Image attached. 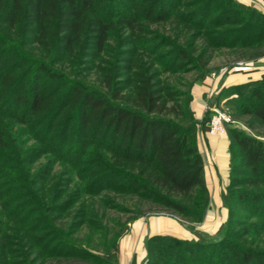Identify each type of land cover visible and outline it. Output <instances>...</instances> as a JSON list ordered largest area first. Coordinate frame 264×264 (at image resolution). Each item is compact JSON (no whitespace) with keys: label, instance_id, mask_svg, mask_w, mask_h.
Instances as JSON below:
<instances>
[{"label":"trees","instance_id":"16d2710c","mask_svg":"<svg viewBox=\"0 0 264 264\" xmlns=\"http://www.w3.org/2000/svg\"><path fill=\"white\" fill-rule=\"evenodd\" d=\"M132 1V17L117 21L135 31L145 3ZM146 1L149 3L146 16L156 15L155 18L161 19L162 13L159 12L163 7L155 6L152 0ZM214 2L211 0L210 5ZM227 2L247 17L243 20L228 9L216 16L214 21L218 26L225 21L239 25L229 36L228 45L245 47L264 42V11L239 0ZM99 3V0H0V173H3L0 185L9 189L15 183H23L22 188L29 191L35 205L38 204L27 166V148L19 139L25 131L31 134L30 128L37 129L35 135L38 137L44 134L46 140L59 138L57 145L63 159L70 147L67 146L72 137L70 124L76 121L75 126L82 127L83 133L81 139H73L79 143L77 149L81 148V152L71 163L82 178L89 179L90 193L102 190L103 184L114 183L113 179H105L110 176L107 170L103 173L94 171L96 167L113 165L119 169L118 175L126 176L123 192L184 215L190 212L192 204L203 217L211 193L199 148L198 130L202 127L208 131L212 109H206L203 119L197 118L191 105L192 89L186 98H182L183 94L157 80L155 73L142 69L140 65L130 73L126 85L110 68L112 75L105 79L103 90L72 83L61 94L58 91L64 84L60 80L62 74L44 62L27 66L24 72L16 74L20 63H14L11 56L17 50L16 35L20 27L35 33L34 42L49 43L54 39L50 32H55L62 34L61 39L70 46L89 20L100 48H104L116 21L107 22L103 18ZM86 14L89 19L85 18ZM202 51L200 59L206 68L214 52ZM33 70L39 75L42 73L46 79L40 82L38 77L36 84L26 93L27 77ZM48 77L54 78L58 84L54 85V81L50 85L46 83ZM222 87L209 99L210 106L216 105L227 90H236L240 93L241 112L254 115L264 123V72L258 77ZM69 94L73 95L68 100ZM227 135L229 182L221 198L228 215L216 231L219 236L209 237L199 231L193 237L152 234L145 241V264H264V246L242 245L231 241L228 233L222 234L234 222L232 207L236 202L248 208L251 215L264 217V137L240 130L231 123L227 124ZM88 143L100 144L107 154L101 158L82 159L81 155H92L94 151ZM90 164L94 168L83 173L81 165L87 167ZM40 207L44 208V205ZM249 232L250 229H244V234ZM55 234L67 238L62 231ZM60 244L64 250L70 247L73 251L61 254L63 251L56 250L55 256L79 255L80 245L67 239ZM104 249L96 257L108 264H119L118 243L114 244V249Z\"/></svg>","mask_w":264,"mask_h":264},{"label":"rangeland","instance_id":"374dc122","mask_svg":"<svg viewBox=\"0 0 264 264\" xmlns=\"http://www.w3.org/2000/svg\"><path fill=\"white\" fill-rule=\"evenodd\" d=\"M99 1V12L103 18L107 22L116 21L104 48H100L89 20L78 33L79 38L70 46L61 39L62 34L55 32H50L54 39L49 43L34 42L35 33L31 29L20 27L16 35L17 50L11 56L14 63H20L16 74L24 72L27 66L44 62L62 74L60 80L64 84L58 91L61 94L72 83L103 90L105 79L112 75L109 73L110 68L114 69L118 80L126 85L125 81L130 73L140 65L142 69L147 68V71L155 73L157 80L183 94L182 98H186L195 85L206 84L209 77H212V82L217 80L218 84L224 82L228 86L250 77H258L264 72V42L231 47L228 45L231 39L229 36L239 25L225 21L218 26L214 21L219 12L226 9L238 14L243 20L247 19L239 8L227 0H215L211 5V0H152L155 6L163 7V11L159 12L162 13L161 19L155 18L156 15L147 17L146 6L149 3L146 0H136L145 5L144 12L137 18L135 31L117 21L132 17V0ZM239 1L264 11V0ZM85 18L89 19L88 14ZM203 49L214 52V57L206 68L200 59ZM181 53L184 54L183 57ZM38 77L40 82L46 79L42 73L39 75L34 70L30 73L26 93L30 92ZM53 81L54 85L58 84L54 78L49 77L46 83L50 85ZM219 89L207 96L208 104ZM223 94L212 107L227 113L232 118L231 124L236 128L264 137V123L254 115L241 112L238 103L240 93L227 90ZM72 95H67L68 100ZM215 113L212 110L211 117ZM75 123L76 121L70 124L72 137L63 159L57 145L59 138L46 140L44 134L38 137L35 135L37 129L34 131V128H30L29 132L32 133L25 131V135L19 139L25 142L23 144L27 148V166L38 204L35 205L29 191L22 188L23 183H15L9 189L0 185V264H108L96 255H101L104 248L114 249L116 242L119 245V262L122 248L132 246L134 249L145 250V264V241L150 235L147 234L142 240L141 234L154 219L169 218L177 221L186 230L185 237H193L197 231L206 233L209 237L219 236L216 231L228 215L221 194L229 182V164L228 174L218 165L205 168L211 200L203 217L192 204L190 212L184 215L143 200L138 195L123 192L126 176L118 175L120 171L113 165H106L107 168L96 167L94 171H108L107 175L110 176L105 179H113L114 183L108 186L103 184L102 190L90 193L89 179L82 178L71 163L81 152V148L77 149L79 143L74 139H81L83 133L82 127H76ZM223 134H227V130ZM223 134L210 135L219 137ZM88 144L93 147L95 155L86 153L81 155L82 159L101 158L103 154H107L100 144ZM81 166L83 173L94 168L93 164ZM2 174L0 173V178ZM41 204L44 208L40 207ZM232 208L234 222L222 234L228 233L230 240L235 243L263 247L264 217L251 215L248 208L237 202ZM139 225L141 227L138 228ZM246 228L250 232L244 234ZM56 231L64 232L67 238L54 235ZM65 239L81 246L79 255H54L57 254L56 250L63 251L61 254L73 251L70 247L66 250L62 248L60 243Z\"/></svg>","mask_w":264,"mask_h":264},{"label":"crops","instance_id":"0c3cea01","mask_svg":"<svg viewBox=\"0 0 264 264\" xmlns=\"http://www.w3.org/2000/svg\"><path fill=\"white\" fill-rule=\"evenodd\" d=\"M218 79V78H217ZM209 81L206 84H197L192 88L193 100L191 102L192 108L195 111L197 118L203 119L206 111L207 96H209L213 90L217 91L224 82H212V77L208 78ZM213 86L211 87L210 85ZM198 143L201 154L203 156L205 168L209 165L214 167L215 165L223 168L224 172L228 174L229 164V137L227 134L216 137L209 134L202 127L198 130ZM218 163V164H217ZM206 170V169H205ZM208 184V175L205 173ZM212 182L214 179L211 180ZM215 182V181H214ZM209 186V185H208ZM138 228L141 225L137 226ZM145 228V227H144ZM157 233H170L173 235L185 237L186 230L182 228L177 221L169 218L154 219L148 223V227L144 233L141 234L142 240L147 234ZM185 234V235H184ZM145 251V250H144ZM141 249H134L126 247L122 248L119 264H144V257L146 252Z\"/></svg>","mask_w":264,"mask_h":264},{"label":"built area","instance_id":"2783aa9c","mask_svg":"<svg viewBox=\"0 0 264 264\" xmlns=\"http://www.w3.org/2000/svg\"><path fill=\"white\" fill-rule=\"evenodd\" d=\"M207 108L212 109L215 111V115H213L210 119V126H209V132L210 134H223L227 130V124L232 122V118L228 116L227 113L222 112L218 110L215 107L210 106L207 103ZM131 264V263H129Z\"/></svg>","mask_w":264,"mask_h":264}]
</instances>
